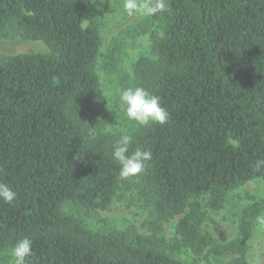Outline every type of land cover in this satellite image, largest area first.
Masks as SVG:
<instances>
[{"label":"trees","instance_id":"trees-1","mask_svg":"<svg viewBox=\"0 0 264 264\" xmlns=\"http://www.w3.org/2000/svg\"><path fill=\"white\" fill-rule=\"evenodd\" d=\"M159 2L150 0L161 23L155 58L137 62L136 86L159 96L170 119L133 133L130 151L153 154L137 177L159 217L180 216L179 246L250 264L257 210L243 211L232 242L211 245L197 199L219 209L232 190L264 180V0H163V11ZM14 37L47 49L0 54V182L17 194L0 200V264L25 237L27 264H187L155 234L95 231L62 209H108L128 179L101 116L92 0H0V38Z\"/></svg>","mask_w":264,"mask_h":264},{"label":"rangeland","instance_id":"rangeland-1","mask_svg":"<svg viewBox=\"0 0 264 264\" xmlns=\"http://www.w3.org/2000/svg\"><path fill=\"white\" fill-rule=\"evenodd\" d=\"M97 14L103 45L96 69L103 90L101 116L105 130L115 136L133 135L140 127L129 121L119 103L120 92L136 87L135 66L142 58H155L153 36L161 33V23L151 16L150 0H135L138 10L131 14L125 9V0H92ZM47 49L40 40L21 37L0 38V54L43 52ZM201 203L199 223L210 238L211 245L227 244L238 235L243 211L257 210L249 239L250 264H264V180L254 179L232 190L223 206L213 209L208 195L197 199ZM66 214L79 218L95 231H121L128 234H155L170 245V252L187 264H218L209 250L202 255L179 246L177 222L180 216L161 218L153 197L137 177L120 184L112 205L105 210H88L70 202L62 207ZM11 253V252H10ZM11 256V255H10ZM7 259L11 264V258Z\"/></svg>","mask_w":264,"mask_h":264},{"label":"clouds","instance_id":"clouds-1","mask_svg":"<svg viewBox=\"0 0 264 264\" xmlns=\"http://www.w3.org/2000/svg\"><path fill=\"white\" fill-rule=\"evenodd\" d=\"M124 6L130 14L134 10H138L135 0H125ZM155 10H165L163 0L157 3ZM119 103L127 119L139 127H147L152 124L164 125L170 119V113L161 105L160 97L151 94L147 89L140 86L121 90ZM131 144L132 136L122 134L113 145L112 157L119 163L121 179L135 177L143 173L147 162L153 158L150 150L136 148L130 151ZM261 166H264V160L258 161L256 164L257 168ZM16 196V192L6 183L0 182V200L11 205ZM32 244L33 241L27 237L18 240L11 249V264H27V259L33 254Z\"/></svg>","mask_w":264,"mask_h":264}]
</instances>
